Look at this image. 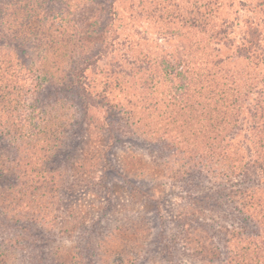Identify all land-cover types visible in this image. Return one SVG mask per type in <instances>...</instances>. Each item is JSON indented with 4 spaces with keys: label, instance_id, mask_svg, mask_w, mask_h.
<instances>
[{
    "label": "rangeland",
    "instance_id": "374dc122",
    "mask_svg": "<svg viewBox=\"0 0 264 264\" xmlns=\"http://www.w3.org/2000/svg\"><path fill=\"white\" fill-rule=\"evenodd\" d=\"M262 3L0 0V184L19 205L12 215L0 201V262L209 264L210 250V264H264V177L246 118L263 84L222 129L218 101L186 102L212 75L262 79L264 62L240 57L249 28L264 50ZM255 190L257 204L245 196Z\"/></svg>",
    "mask_w": 264,
    "mask_h": 264
},
{
    "label": "trees",
    "instance_id": "16d2710c",
    "mask_svg": "<svg viewBox=\"0 0 264 264\" xmlns=\"http://www.w3.org/2000/svg\"><path fill=\"white\" fill-rule=\"evenodd\" d=\"M262 1H263L262 5L264 7V0H262ZM208 6H210V4H208ZM210 20H211V17H209L208 19H205L204 21H206V23L209 24ZM9 27H10V25H9ZM3 29H4V27H3ZM47 31H49V30H47ZM225 31L226 30H220L217 34L226 33ZM30 33L31 32L29 31L28 27H26L21 34H22V36L26 37V36H29ZM3 35L5 36L4 38L9 36L8 37L9 42L13 43V41L16 42L18 40L16 38H19L20 33H17V35H15V32L11 31V29H9ZM52 35H53V33H51V32L45 33V31H40L39 33L34 34V38L38 37V40L40 42H42L43 45L42 44L41 45L44 47V49L50 50V49H52V48H50V45L52 43V37H51ZM18 41H20V40H18ZM22 41L23 40L21 39V42ZM261 42L262 41L260 38V34L257 32V28H254V29L249 28L248 37H246L242 41V44L240 45L241 49H242V54L240 57H242L243 59L253 58L254 60L257 61V63L264 62V50L259 49V47L262 46V43H263V42L262 43ZM0 46H1V44H0ZM91 59H97V58L95 56H94V58L93 57H87L86 61L91 60ZM87 66L88 65L81 66L75 70L72 69L73 73L70 75L71 80H69V83H72L74 73H77V74L79 73V76L83 75L84 70L87 68ZM27 68H29V67H27ZM214 77H215V75L207 77L209 80H208V83L207 82L206 83H207V87L209 89L205 92V94H202L200 92L201 91V86H200V89H197V88L194 89L193 93H191L188 96L191 99H193V101H186V102H188L190 104L188 107V109L190 111L191 110L197 111V109L200 105L198 102V98L202 97L203 95H204V100H205L204 104H208V103L210 104L212 99H215L216 101H218L220 103V106L225 109V114H224V111L222 112V114H224L225 119H223V120L225 122L222 123L220 120V121H217V124H216V126H218L219 128L221 125V129H222V126L225 127L227 125V123L236 124V122L238 123V121H240L239 115L241 114V112H240L241 104L239 105V100L240 99L243 100L244 97H247V95L250 92H254L255 88L257 86H260L261 84H263V87H261L260 91L257 92V95H259L260 97H264L262 95V93L264 94V75L262 76V79H260V80H258V79L255 80V78H248V79L240 80L238 85L234 81V78L231 79L227 75H225V77L220 79L221 85H219V83L217 81L218 79H215ZM195 80H197V79L195 78ZM222 80L224 81V84L222 83ZM197 81L199 82L200 79H198ZM229 81H232L231 85H230ZM72 85H73V83H72ZM221 86H223L224 90H222ZM207 87H206V89H207ZM225 87H227V88H225ZM81 89L84 91V88H81ZM206 89L203 87V90H206ZM259 93H261V94H259ZM101 95H103V94L101 93L98 96H101ZM226 96H234V99L231 100L228 104V101H225ZM241 96H243V97L240 98ZM182 97H184V96H182ZM262 101H263V99L256 100L255 105H253V107L251 109V115L246 116L247 120H249L251 122V124H253L251 126H253L254 129L256 128L257 133H258V137H259V141L256 142L258 150L256 149L257 151L253 152V156H255V160L252 162L251 165H253L254 169H256V171H257L256 176L260 177V178L264 177V102L262 104ZM216 105L218 106V103H216ZM227 109H229V111H231L230 115H228L226 113ZM201 127H202V125L195 124V128L192 129V133H190V137H188V139H187V141H189V139H192L191 143H188V146L190 147L189 153L191 152L190 156L193 157V160L200 159L199 156L197 155L198 154L197 152H198V150H200L199 144H201L200 140H198V138L201 134ZM220 131H217V132L212 131L211 132V133L215 134V137L214 138L212 137L215 141L217 139H219L218 136H219ZM182 137L184 140L185 137L182 134V131H179L178 138L182 139ZM23 150L24 151H31L33 149H32V147H30V150L28 148H25ZM25 153H28V152H25ZM1 155L2 154L0 152V158H1ZM45 157H46V154H45ZM1 162H3V161H0V178L3 177L7 171L4 163H1ZM14 185L15 184H13V186ZM257 193L258 192L256 190L250 191V194L245 195V196L249 197L253 202H255L257 204L259 202V199L257 198ZM13 194L14 193L11 190L4 189V185L0 184V201L4 200L5 204L11 205L13 207L11 210L12 215H14L13 210L15 211V208H19V205L15 206ZM24 195L25 194H22V197H24ZM23 203H24V200L21 202V204H23ZM1 213H2V211H1ZM193 252L202 254V252H204V250L196 248V249H193ZM205 254H207V256H208V258H210V260L212 257H214L216 255V253H214V251H210V250L206 251ZM210 260L207 259V263L210 264ZM0 264H4V262L3 263L0 262Z\"/></svg>",
    "mask_w": 264,
    "mask_h": 264
}]
</instances>
